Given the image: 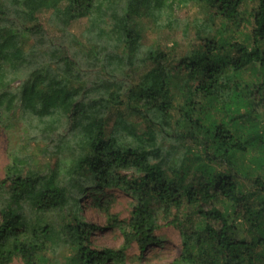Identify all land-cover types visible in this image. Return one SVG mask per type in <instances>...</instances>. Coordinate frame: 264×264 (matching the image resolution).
<instances>
[{
  "label": "trees",
  "instance_id": "1",
  "mask_svg": "<svg viewBox=\"0 0 264 264\" xmlns=\"http://www.w3.org/2000/svg\"><path fill=\"white\" fill-rule=\"evenodd\" d=\"M0 127V264H125L163 226L168 264H264V0H0ZM105 191L131 199L116 249L82 216Z\"/></svg>",
  "mask_w": 264,
  "mask_h": 264
},
{
  "label": "rangeland",
  "instance_id": "2",
  "mask_svg": "<svg viewBox=\"0 0 264 264\" xmlns=\"http://www.w3.org/2000/svg\"><path fill=\"white\" fill-rule=\"evenodd\" d=\"M177 16L185 18L188 16L192 18L195 14V8L189 4L177 7ZM81 21L74 27L78 30L82 25ZM164 26L153 27L152 24L145 19L139 23V33H141V43L149 44L156 43L158 45L173 48L175 55L185 52L189 46L194 43L193 32L188 34V37L183 38L181 28L176 24L171 25L163 22ZM6 132L0 127V176L3 174V168L7 164L9 158L8 154L10 148L17 142L15 133ZM12 137V138H11ZM41 161L37 160V166L39 167ZM107 203L109 206V215L103 211V208L95 204L94 200L87 195L84 199V209L82 216L88 223L94 224L96 229L92 231L90 237L92 240V246L97 249L102 248H119L123 244V236L119 231V224L126 222L130 217V197L119 191L105 193L101 196V201L110 199ZM156 235L161 239V243L157 246L146 247L143 251L138 249L136 244H131L126 250L125 264H168L174 257L180 252V236L179 232L172 227H161ZM108 263V262H107ZM10 264H23L20 260L14 259ZM108 264H112L111 262Z\"/></svg>",
  "mask_w": 264,
  "mask_h": 264
}]
</instances>
